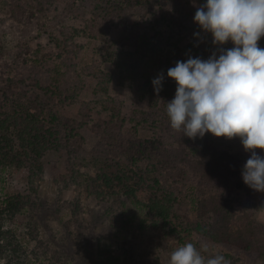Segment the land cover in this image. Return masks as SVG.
I'll use <instances>...</instances> for the list:
<instances>
[{
    "label": "trees",
    "instance_id": "16d2710c",
    "mask_svg": "<svg viewBox=\"0 0 264 264\" xmlns=\"http://www.w3.org/2000/svg\"><path fill=\"white\" fill-rule=\"evenodd\" d=\"M67 2L84 14L93 4L92 17L80 30L47 24L43 16L54 0H0V168H27L32 185L43 177L48 155L66 152L73 162V184L114 198L124 211L127 204L135 205L140 210L137 224L124 220L122 225L144 232L167 230L176 240L169 253L188 242L200 248L194 240L198 236L252 253L254 264H264V222L256 216L264 206V192L254 191L242 178L251 153L238 146L231 150L211 133L195 140L183 136L171 128L166 114V103L177 88L168 69L189 57L207 60L218 53L211 34L192 36L201 31L194 21V5L206 0ZM150 23L160 26L155 37L143 31ZM115 26L122 34L105 54L98 52L105 60L95 59L78 72L71 63L77 56L74 40L102 42ZM54 27L60 28L64 44L62 51L49 57L66 62V73L49 72L55 83H44L31 66V55L19 48V37L31 28ZM13 42L18 44L12 46ZM258 46L264 48V37ZM223 47L234 45L229 41ZM107 62L115 67L111 72L105 69ZM160 73L164 80L157 93L152 82ZM88 77L98 82L94 90L98 100L84 102L79 118L70 116L66 110L77 105ZM115 77L120 86L148 95L150 109L130 119L124 116L109 92ZM88 126L97 138L91 149L83 135ZM255 151L264 157V150ZM195 178L198 184L193 188ZM143 193L146 200L140 198ZM23 202L21 195L2 199L0 193V258L7 264L14 260L19 264L20 245L14 232L5 230V223L23 211ZM186 207L193 209L196 221L183 213ZM52 262L60 263L55 257Z\"/></svg>",
    "mask_w": 264,
    "mask_h": 264
},
{
    "label": "rangeland",
    "instance_id": "374dc122",
    "mask_svg": "<svg viewBox=\"0 0 264 264\" xmlns=\"http://www.w3.org/2000/svg\"><path fill=\"white\" fill-rule=\"evenodd\" d=\"M74 8L75 6L69 8L67 0H54V5L43 17L50 26L61 23L60 25L73 31L80 30L84 27V21L92 17L93 4L86 6L85 14L77 12ZM134 21L135 18H132L131 22ZM159 29L158 23H150L143 31L155 37ZM198 33L209 35L202 30ZM121 34L122 29L115 26L102 42L90 41L84 37L77 38L74 40L78 47L77 56L71 63L77 65V71L81 73L82 68L92 66L95 59L105 60L106 57L100 56L98 52L105 54L109 45L114 44ZM196 35L197 32H193L192 36ZM62 37L60 28L57 27L48 30L31 28L19 37V48L31 55V66L37 71V75H41L44 83H55L51 80L49 72L66 73V62H58L56 58L49 57L63 50L61 48L64 43H60L63 42ZM17 44L13 42L11 45ZM25 44L26 46H23ZM114 68L112 63H106L107 71L111 72ZM85 84L86 89L81 93L77 105L66 110L68 115L79 118L78 109L84 102L98 100V96L94 95L98 82L88 77L85 78ZM109 92L115 105L129 119L137 115L136 113L139 115V112L150 109L148 95H142L136 88L120 86L116 77ZM97 106L96 109H99ZM83 135L87 140V148L91 149L97 140L92 128L86 127ZM141 135L144 137L146 131L143 130ZM219 138L223 139V144L231 150L238 146L245 151L239 137L231 140L226 137ZM72 166L73 162L66 152L48 155L44 161L43 177L32 185L29 183L27 168H0L2 199L21 195L23 204L25 203L23 211L13 221L7 220L5 223V230L13 231L20 245L17 249L19 264H55L52 262L53 257L60 261L59 264H169L168 247L176 240L166 233L167 230L144 232L139 229H127L122 222L128 220L136 225L140 210L135 205L127 204L124 211L118 207L120 203L114 198H102V195H96L92 189L73 184ZM197 184L198 178L193 179L192 187L196 188ZM140 198L146 200L147 194H140ZM79 209L82 213H79ZM183 213L191 220H197L193 209L183 208ZM256 216L258 221L264 222V211L258 210ZM194 240L198 246L207 245L211 250L218 251L231 261V264L255 263L254 254L246 253L235 246L214 244L198 236ZM0 264L7 262L0 258ZM10 264H17V261H10Z\"/></svg>",
    "mask_w": 264,
    "mask_h": 264
},
{
    "label": "clouds",
    "instance_id": "9594fccd",
    "mask_svg": "<svg viewBox=\"0 0 264 264\" xmlns=\"http://www.w3.org/2000/svg\"><path fill=\"white\" fill-rule=\"evenodd\" d=\"M194 21L211 34L218 53L207 60L189 57L177 61L167 75L176 84L175 97L166 103L173 130L195 140L205 134L239 137L250 152L242 170L244 183L264 192V0H206L194 5ZM199 35V33H197ZM229 41L234 47L225 49ZM164 80H153L157 93ZM264 211V206L260 207ZM169 264H231L207 245L192 242L177 246L169 254Z\"/></svg>",
    "mask_w": 264,
    "mask_h": 264
}]
</instances>
